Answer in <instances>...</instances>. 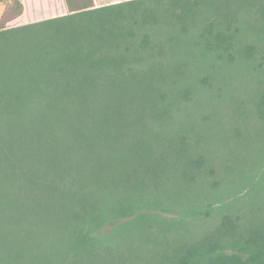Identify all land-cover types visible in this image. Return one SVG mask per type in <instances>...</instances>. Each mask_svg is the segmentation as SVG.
<instances>
[{
    "label": "trees",
    "instance_id": "obj_1",
    "mask_svg": "<svg viewBox=\"0 0 264 264\" xmlns=\"http://www.w3.org/2000/svg\"><path fill=\"white\" fill-rule=\"evenodd\" d=\"M63 2L0 0V264H264V0Z\"/></svg>",
    "mask_w": 264,
    "mask_h": 264
},
{
    "label": "rangeland",
    "instance_id": "obj_2",
    "mask_svg": "<svg viewBox=\"0 0 264 264\" xmlns=\"http://www.w3.org/2000/svg\"><path fill=\"white\" fill-rule=\"evenodd\" d=\"M23 5V18L21 21L16 22V24H29L34 22H39L45 19L54 18L57 16H62L66 13V8L63 0H19ZM94 5L98 2V0H93ZM128 0H104L102 5L106 4H114L118 2H124ZM4 10V5H0V16ZM33 21V22H31ZM12 23V22H11ZM9 23V27H13L14 25ZM250 160L251 154L248 155ZM251 165V161H246V166ZM264 166V164H263ZM260 166L259 167H263Z\"/></svg>",
    "mask_w": 264,
    "mask_h": 264
},
{
    "label": "crops",
    "instance_id": "obj_3",
    "mask_svg": "<svg viewBox=\"0 0 264 264\" xmlns=\"http://www.w3.org/2000/svg\"><path fill=\"white\" fill-rule=\"evenodd\" d=\"M104 0H98V2L96 3V7H100V6H105V5H102V2H103ZM112 4V3H111ZM106 5H108V4H106ZM22 18H23V14L19 17V18H17L16 20H14L11 24H13L14 26L13 27H15V26H20L21 24H16V22H19V21H21L22 20ZM31 22H33V21H31Z\"/></svg>",
    "mask_w": 264,
    "mask_h": 264
}]
</instances>
